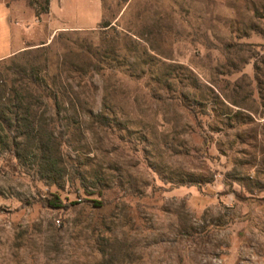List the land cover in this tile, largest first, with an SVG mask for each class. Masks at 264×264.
<instances>
[{"label": "rangeland", "instance_id": "rangeland-1", "mask_svg": "<svg viewBox=\"0 0 264 264\" xmlns=\"http://www.w3.org/2000/svg\"><path fill=\"white\" fill-rule=\"evenodd\" d=\"M32 1L0 3L29 25ZM101 17L27 42L62 176L36 140L0 149V264H264V0H103V16L75 0L52 18Z\"/></svg>", "mask_w": 264, "mask_h": 264}, {"label": "trees", "instance_id": "trees-1", "mask_svg": "<svg viewBox=\"0 0 264 264\" xmlns=\"http://www.w3.org/2000/svg\"><path fill=\"white\" fill-rule=\"evenodd\" d=\"M50 0H34L30 5L38 11L41 8L42 13L48 11ZM106 25L109 24L102 23ZM37 49H25L12 57L0 60V149L15 154L18 159H21L23 153V140H36L39 148L40 167L46 174L45 178L57 180L61 174V164L59 157L53 149L52 135L38 128L36 123V112L33 108H39L35 102L28 100L29 97L36 98L41 93L56 101V95L50 93L46 89L45 80L41 77V66L38 63V58L33 59ZM8 66H7V65ZM12 69H17V76L20 78L22 86L18 90L13 84L9 83L8 75ZM54 97V98H53ZM72 104V100H70ZM60 102L58 103V105ZM13 109V110H12ZM96 207H101L102 202L93 201ZM51 207H62V202L59 197L50 201Z\"/></svg>", "mask_w": 264, "mask_h": 264}, {"label": "crops", "instance_id": "crops-1", "mask_svg": "<svg viewBox=\"0 0 264 264\" xmlns=\"http://www.w3.org/2000/svg\"><path fill=\"white\" fill-rule=\"evenodd\" d=\"M69 1L74 2L75 0H50L48 11L41 14V19H37L29 25L17 22L12 8L0 3V60L7 59L24 51L28 48L27 45L29 43L27 42H32L30 46H44L51 42L59 32L83 31L100 26L102 17L93 26H90L87 20L74 26H60L54 23L52 18L54 8L59 9L63 4L67 6ZM101 4L103 16V0H101ZM36 37L40 38V41L34 40Z\"/></svg>", "mask_w": 264, "mask_h": 264}]
</instances>
